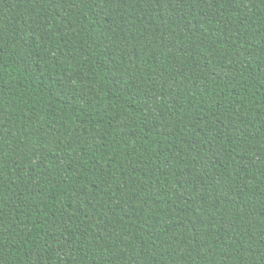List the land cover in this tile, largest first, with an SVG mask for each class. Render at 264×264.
Returning a JSON list of instances; mask_svg holds the SVG:
<instances>
[{"label":"trees","instance_id":"1","mask_svg":"<svg viewBox=\"0 0 264 264\" xmlns=\"http://www.w3.org/2000/svg\"><path fill=\"white\" fill-rule=\"evenodd\" d=\"M0 264H264V0H0Z\"/></svg>","mask_w":264,"mask_h":264}]
</instances>
